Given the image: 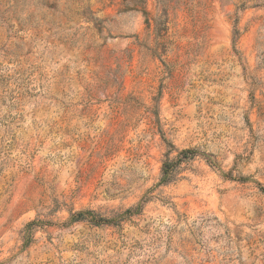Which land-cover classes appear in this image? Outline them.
I'll return each instance as SVG.
<instances>
[{
  "label": "rangeland",
  "instance_id": "374dc122",
  "mask_svg": "<svg viewBox=\"0 0 264 264\" xmlns=\"http://www.w3.org/2000/svg\"><path fill=\"white\" fill-rule=\"evenodd\" d=\"M260 188L264 0H0V264H264Z\"/></svg>",
  "mask_w": 264,
  "mask_h": 264
},
{
  "label": "trees",
  "instance_id": "16d2710c",
  "mask_svg": "<svg viewBox=\"0 0 264 264\" xmlns=\"http://www.w3.org/2000/svg\"><path fill=\"white\" fill-rule=\"evenodd\" d=\"M234 33L236 34V30ZM198 154L203 155L205 157L206 161L208 163H210L211 159L209 156H207L201 152H198L197 150L192 149V148H184V149L179 150L178 153L176 154L175 158H173V159L169 158V156L167 154L165 159L162 162V165H161L160 183L166 184V183L173 181L175 179L176 171H177L179 165L182 162L187 161L188 159H191L193 156L198 155ZM260 189L264 192V188H260ZM140 208H141V203L138 204L134 208L126 209L125 213H135L138 210H140ZM87 216L91 217L90 219L96 224L109 223L112 221L111 218H105V217L99 216L93 210H80V211L72 212L70 214V220L77 221V220L83 219ZM34 223H35V221H31V222L27 223L24 231H28L30 233L31 227L33 226ZM26 243H27V241H26Z\"/></svg>",
  "mask_w": 264,
  "mask_h": 264
}]
</instances>
